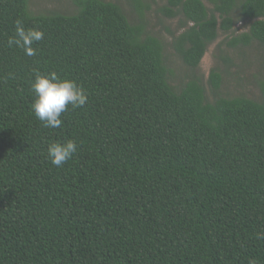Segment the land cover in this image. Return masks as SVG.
I'll list each match as a JSON object with an SVG mask.
<instances>
[{"label": "trees", "instance_id": "obj_1", "mask_svg": "<svg viewBox=\"0 0 264 264\" xmlns=\"http://www.w3.org/2000/svg\"><path fill=\"white\" fill-rule=\"evenodd\" d=\"M128 1L137 23L117 2L0 0V264H264V82L263 101L220 94L216 69L211 100L198 77L174 86L150 7ZM149 1L182 19L171 47L192 70L220 33L264 52V0ZM17 19L44 33L34 56L7 46ZM36 70L86 90L60 128L31 110ZM69 139L57 168L47 147Z\"/></svg>", "mask_w": 264, "mask_h": 264}, {"label": "rangeland", "instance_id": "obj_2", "mask_svg": "<svg viewBox=\"0 0 264 264\" xmlns=\"http://www.w3.org/2000/svg\"><path fill=\"white\" fill-rule=\"evenodd\" d=\"M117 2L124 9L126 15L132 22L140 20L139 13L132 8L128 0H105ZM144 3L150 10L143 11L147 31L159 39L164 44V56L166 65L171 71V83L180 86L188 79L198 77L202 85L206 88V95L211 100L209 91V75L216 69L221 75L220 94L223 96H244L255 101H263L261 82H264V52L260 46L252 45L247 48L233 50L224 45L225 36L220 33L218 38L211 43L202 58L197 69L192 70L185 66L181 58L171 47L173 35L180 34L182 24L181 18L168 19L159 11L158 6L162 2L152 3L145 0ZM209 8L211 6L208 5ZM29 9L34 14L47 13H71L74 11L72 0H29ZM237 33L246 30L242 24H236ZM171 33V34H170Z\"/></svg>", "mask_w": 264, "mask_h": 264}, {"label": "clouds", "instance_id": "obj_3", "mask_svg": "<svg viewBox=\"0 0 264 264\" xmlns=\"http://www.w3.org/2000/svg\"><path fill=\"white\" fill-rule=\"evenodd\" d=\"M15 35L7 40V46L22 48L28 56H34L36 50L32 45L43 39L44 33L37 28H25L21 19L15 21ZM8 78H12L9 74ZM30 89L34 94L31 110L44 128H60L62 126L61 114L71 106L74 110L83 107L88 102V95L83 86L74 80L61 78L56 72H34V79L30 81ZM78 150L74 140L54 141L47 147L46 158L57 167H62ZM264 239V233L259 237ZM249 264H256L254 259Z\"/></svg>", "mask_w": 264, "mask_h": 264}]
</instances>
